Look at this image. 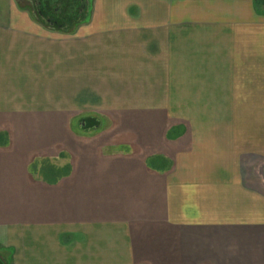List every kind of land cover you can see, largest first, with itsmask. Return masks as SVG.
Returning a JSON list of instances; mask_svg holds the SVG:
<instances>
[{
    "label": "crops",
    "instance_id": "1",
    "mask_svg": "<svg viewBox=\"0 0 264 264\" xmlns=\"http://www.w3.org/2000/svg\"><path fill=\"white\" fill-rule=\"evenodd\" d=\"M84 8L0 0V264H264V0Z\"/></svg>",
    "mask_w": 264,
    "mask_h": 264
},
{
    "label": "flooded vegetation",
    "instance_id": "2",
    "mask_svg": "<svg viewBox=\"0 0 264 264\" xmlns=\"http://www.w3.org/2000/svg\"><path fill=\"white\" fill-rule=\"evenodd\" d=\"M48 27L70 29L84 14V0H24Z\"/></svg>",
    "mask_w": 264,
    "mask_h": 264
},
{
    "label": "rangeland",
    "instance_id": "3",
    "mask_svg": "<svg viewBox=\"0 0 264 264\" xmlns=\"http://www.w3.org/2000/svg\"><path fill=\"white\" fill-rule=\"evenodd\" d=\"M17 1H18V4H19V8L29 12L30 16H32L34 19H37L35 17V15L33 14L31 8L29 7V5L26 2H24V0H17ZM72 129H73L74 132H76L78 134H82L83 133V131L81 130V126H80V121H73L72 122Z\"/></svg>",
    "mask_w": 264,
    "mask_h": 264
},
{
    "label": "trees",
    "instance_id": "4",
    "mask_svg": "<svg viewBox=\"0 0 264 264\" xmlns=\"http://www.w3.org/2000/svg\"><path fill=\"white\" fill-rule=\"evenodd\" d=\"M167 136L168 137H171L172 136V131H168L167 133ZM69 170H70V166L67 164V165H64L62 168H61V174L62 175H68L69 173Z\"/></svg>",
    "mask_w": 264,
    "mask_h": 264
},
{
    "label": "water",
    "instance_id": "5",
    "mask_svg": "<svg viewBox=\"0 0 264 264\" xmlns=\"http://www.w3.org/2000/svg\"><path fill=\"white\" fill-rule=\"evenodd\" d=\"M80 126H81V128H87L88 129V128L95 126V123H91V122L86 121V120H81Z\"/></svg>",
    "mask_w": 264,
    "mask_h": 264
}]
</instances>
